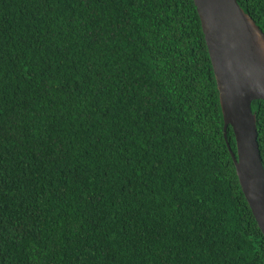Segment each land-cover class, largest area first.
<instances>
[{"label":"trees","instance_id":"obj_1","mask_svg":"<svg viewBox=\"0 0 264 264\" xmlns=\"http://www.w3.org/2000/svg\"><path fill=\"white\" fill-rule=\"evenodd\" d=\"M226 141L193 0H0V264H264Z\"/></svg>","mask_w":264,"mask_h":264},{"label":"water","instance_id":"obj_2","mask_svg":"<svg viewBox=\"0 0 264 264\" xmlns=\"http://www.w3.org/2000/svg\"><path fill=\"white\" fill-rule=\"evenodd\" d=\"M218 89L223 134L230 125L235 172L264 235V166L251 101L264 99V32L237 0H193Z\"/></svg>","mask_w":264,"mask_h":264}]
</instances>
